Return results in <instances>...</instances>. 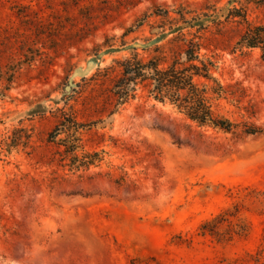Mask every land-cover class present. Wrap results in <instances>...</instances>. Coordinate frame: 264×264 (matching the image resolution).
Wrapping results in <instances>:
<instances>
[{"label":"rangeland","instance_id":"374dc122","mask_svg":"<svg viewBox=\"0 0 264 264\" xmlns=\"http://www.w3.org/2000/svg\"><path fill=\"white\" fill-rule=\"evenodd\" d=\"M236 6L264 23V0H0V264H256L264 136L198 128L145 87L111 115L120 60L167 66L194 40L224 83L248 89L264 127V61L235 49L245 25L223 17ZM64 114L101 121L105 142L86 137L108 153L94 171L123 187L93 173L48 187L65 173L49 142ZM225 213L224 241L203 233Z\"/></svg>","mask_w":264,"mask_h":264},{"label":"trees","instance_id":"16d2710c","mask_svg":"<svg viewBox=\"0 0 264 264\" xmlns=\"http://www.w3.org/2000/svg\"><path fill=\"white\" fill-rule=\"evenodd\" d=\"M223 17L227 21L245 25L235 49L242 52L259 50L264 61V23L253 24L245 7L236 6ZM202 47L200 42L192 40L183 56L167 66H162L156 58L146 62L138 55L120 60L118 64L121 75L113 86L116 110L111 115L117 114L122 106L136 99L138 91L145 87L148 88L149 99L173 106L198 128H211L243 138L264 136V127L254 121L258 119L259 111L248 89L242 82L224 83L216 75L220 68L219 61L214 55L203 54ZM224 102L234 106L241 113L242 120L223 113L220 107ZM100 123L101 121L81 122L74 115H63L49 134V142L55 146L51 164L66 174L56 172L57 175L49 179V188L59 190L64 185H74L75 177L82 180L86 174L91 173L94 178L106 177L119 188L123 187L126 183L124 176L114 179L111 174L94 171L102 167L108 153L105 150L87 149L86 137L94 134L93 143H104L106 134L95 131ZM189 127L192 128L193 125ZM28 137V134L24 135L26 140ZM110 140L115 139L111 137ZM12 143L9 148L20 145ZM226 216L227 213L206 222L202 226L203 233H209L218 241H224L225 234L220 232L219 227L226 221ZM241 230L243 233L240 235L246 234L245 228ZM262 260L264 240L257 253L256 264H264Z\"/></svg>","mask_w":264,"mask_h":264},{"label":"water","instance_id":"95a60500","mask_svg":"<svg viewBox=\"0 0 264 264\" xmlns=\"http://www.w3.org/2000/svg\"><path fill=\"white\" fill-rule=\"evenodd\" d=\"M81 74H83V72H81V71H77V72L75 73V75H81Z\"/></svg>","mask_w":264,"mask_h":264}]
</instances>
